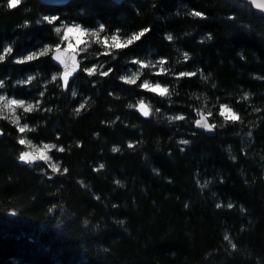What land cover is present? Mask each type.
<instances>
[{
    "label": "trees",
    "instance_id": "obj_1",
    "mask_svg": "<svg viewBox=\"0 0 264 264\" xmlns=\"http://www.w3.org/2000/svg\"><path fill=\"white\" fill-rule=\"evenodd\" d=\"M10 2L0 0V79L36 104L18 113L32 131L0 112V264H264V15L241 0ZM72 24L96 31V56L79 52L64 91L59 76L49 82L60 71L51 52L23 57L63 46L56 29ZM130 67L132 85L120 79ZM28 73L48 82L28 89ZM201 112L214 135L196 128ZM25 134L56 145L59 171L20 159Z\"/></svg>",
    "mask_w": 264,
    "mask_h": 264
},
{
    "label": "rangeland",
    "instance_id": "obj_2",
    "mask_svg": "<svg viewBox=\"0 0 264 264\" xmlns=\"http://www.w3.org/2000/svg\"><path fill=\"white\" fill-rule=\"evenodd\" d=\"M71 27L74 29V32L71 34H67V29ZM58 28L60 29V35H61V40L59 42V44H63L64 47H68L69 44H72V49H75L78 52H83V50H86V54L83 55L81 58L85 59V58H93L95 57V53H94V49L92 48V36L95 37L97 35L96 31L91 29V28H86L83 27L79 24H72V25H66V26H58ZM80 33H84L83 35H80ZM95 33V34H94ZM68 35V38L65 39V35ZM79 36V40L81 41L80 43H77V37ZM116 37V36H113ZM113 37L110 36H105L104 40L106 41H101L102 44H109L111 46H116V44H122L123 41L122 39H119L116 37L115 40H113ZM45 48L49 49L48 53L53 51V47L51 45H45L43 48H41L38 52H30L28 54H26L23 59H26V57L32 53H39L42 50H44ZM69 48V47H68ZM6 49V48H5ZM47 53V54H48ZM0 55H2V51H0ZM39 56V55H38ZM99 61H96L95 63H93L92 65L89 66V69L91 68H95L97 69H103L102 67L104 66L103 63L101 62L100 64L98 63ZM132 73H136L137 71L135 70V68L130 67L126 70V74L125 76H131ZM32 76L34 77V79H32L29 82V77ZM53 76L55 77H60V71L55 72L54 74H52L51 78L49 79V82L51 80H53ZM39 81V83L41 84H45L48 81L45 79H43L42 77H39V74H35V73H28L26 78H24L22 81H19V83H21L22 85H26L28 89L31 88V84L33 85L34 82ZM0 83H2V87H0V96L5 97L4 100L0 101V112L3 115H9L11 118L15 119V117H18V113H19V105H12L10 103L11 100H23L25 101V106H27V104H32L33 106H35V101L32 99H28L24 96H20L17 92L15 91H9V88L6 86V84L4 83V81L2 79H0ZM153 86L157 85V84H152L149 83ZM34 87V86H33ZM162 87V86H161ZM73 92H75L76 94L78 93V89L76 84L74 86H72ZM24 109V108H23ZM27 127L29 128L30 126H28V124H26ZM23 139L27 140V141H31L32 145L34 146L33 148H30L27 144H25L26 146V151L30 152L32 154L33 157H36V159H33L32 162L37 161L39 158V156L41 155L40 151H37V149L43 150V154L46 155L47 157H49L50 159H47L46 161L48 162L49 165L51 164H56L58 165L59 169H61V165L58 161H56L51 153H50V149H44V145H52L49 142L43 141L40 143H36L35 141H33L28 135H24Z\"/></svg>",
    "mask_w": 264,
    "mask_h": 264
},
{
    "label": "snow or ice",
    "instance_id": "obj_3",
    "mask_svg": "<svg viewBox=\"0 0 264 264\" xmlns=\"http://www.w3.org/2000/svg\"><path fill=\"white\" fill-rule=\"evenodd\" d=\"M21 2V0H11L10 2V6L11 7H16L19 3ZM253 2L255 3L256 7L257 8H262L264 9V0H253ZM193 15L195 16H202V13L200 12H194ZM103 29L101 28V31ZM57 32H60V29L57 28L56 29ZM149 31V30H144L142 32H140L139 34L137 35H134L131 39H129L128 41H126V44L127 45H131L133 43V41H138L140 40L143 36H145L146 32ZM74 32V29L69 27L67 29V34H71ZM65 35V39L68 38V35ZM84 33H80V35H83ZM95 34V33H94ZM116 37H113V40H115ZM169 40L172 39L171 36L168 37ZM81 41L79 40V36L77 37V43H80ZM69 48H72V44H69L68 45ZM116 47H122V45L120 44H116ZM49 49L45 48L44 50H42L41 52H39L38 54L37 53H32L30 55H28L26 57V60L27 61H32L33 59H35L38 55L39 56H45L47 55ZM57 55H55L53 57L54 60H57L59 61L63 66H64V73H63V79H64V83L65 85H67L68 83V77L71 73H74L76 72L77 68H76V58L75 56H67L65 57L64 54L60 53V50L59 48H57ZM12 52V49L9 47L7 49H5V53H10ZM188 58V54L185 53V59ZM4 60V55H0V62H2ZM20 63H23L24 61H19ZM163 63V61L161 62ZM86 71L88 72L89 75H92L93 73H95L96 69L95 68H91V69H86ZM163 71V69H162ZM103 75L107 76L108 75V72H103L102 73ZM181 75H194V73L192 74H181ZM56 77H53V80H55ZM139 79V76L135 73V78L132 79V78H125L124 81L127 83V84H135L136 81ZM2 83H0V87H2ZM143 88H146V89H150L152 91H155V92H158L160 95H168L169 92H168V89L166 87H161L159 84L153 86L151 84H149L147 81H145L142 85ZM74 94V92L72 93ZM41 95H43V93H41ZM247 98V97H245ZM5 97L3 96H0V101L4 100ZM10 103L12 105H19L20 107L24 108V111L25 112H31L33 110V105L32 104H27V106H25V101L23 100H11ZM84 105H81V108H83ZM130 107H132V105H130ZM223 108V111H222V115H225V118L226 119H229V120H237L238 119V116L232 112V110L230 108H228L227 105H224L222 106ZM139 110L142 112V114L144 116H148L150 114V109L148 108L147 105H145L142 101L140 102L139 104ZM79 111V109L77 110ZM175 119H183V117H175ZM14 123L17 124L18 126V130L23 133L25 132V130H28V131H32V129H29L27 127V125L25 124L23 127H20L19 124H20V118L19 117H15L14 119ZM198 125L200 126H203L205 128H208L209 130H211L214 125H210L208 124L207 122V118L206 117H202L200 120H198L196 122ZM19 143L21 145H24V144H27L30 148H33L34 146L32 145L31 141H27L25 139H21L19 141ZM182 143H187V141H182ZM131 147V145H130ZM50 148H56V145H44V149H50ZM60 151H63L64 149L63 148H60L59 149ZM37 151H40L41 152V155L38 157L39 159H44V160H47V159H50L49 157H47L46 155L43 154V150H40V149H37ZM114 151H118V149H114ZM20 159L22 161H25V162H28V163H31L33 161V159H36V157H33L32 154L30 152H24L21 154L20 156ZM50 167L54 170V171H59V167L58 165L56 164H51ZM103 167V165H101V168ZM64 171H67V169H65ZM219 207V205H218ZM229 207H231V205H229ZM225 239H227V237H225ZM233 247H235V245H233Z\"/></svg>",
    "mask_w": 264,
    "mask_h": 264
},
{
    "label": "water",
    "instance_id": "obj_4",
    "mask_svg": "<svg viewBox=\"0 0 264 264\" xmlns=\"http://www.w3.org/2000/svg\"><path fill=\"white\" fill-rule=\"evenodd\" d=\"M41 1H42L43 3H45V4L62 5V4L68 3L70 0H41ZM115 1H117V2H121V1H123V0H115ZM241 1H243L244 3L250 5L256 13H258V14H260V15H264V9H262V8H257L256 5H255V3L253 2V0H241ZM57 48H59L60 53L64 54L65 57H67V56H75V58H76V62H77V63H76V68H77V70H76V72L71 73V74L69 75L67 85H65V83H64V79H63L64 66H63L59 61L53 59V57H54L55 55H57V51H56ZM57 48H55V49L50 53V58H51L52 62H53L55 65H57V66L59 67V69H60V81H61V83H62V88H63V90L66 91V90L69 88V86H70L72 80H73V79L78 75V73L81 71L82 63H81V59H80V53H79L78 51H76L75 49L68 48V47H64V46H59V47H57ZM202 117H206V118H207V122H208V124H210V125H214V124L211 122V120L209 119V116H208L205 112H201V113L199 114L198 118H197L196 121H195V126H196V128H197L198 130H200V131L205 132V133L208 134V135H214V134L216 133V128H215V126H214L211 130H209L208 128H205V127H203V126H200V125H198V124L196 123V122H197L198 120H200ZM3 135H4V131H3V129H2V118L0 117V138L3 137Z\"/></svg>",
    "mask_w": 264,
    "mask_h": 264
},
{
    "label": "clouds",
    "instance_id": "obj_5",
    "mask_svg": "<svg viewBox=\"0 0 264 264\" xmlns=\"http://www.w3.org/2000/svg\"><path fill=\"white\" fill-rule=\"evenodd\" d=\"M168 37H169V36H168ZM168 37H167V38H168ZM53 77H55V76H53ZM125 78H132V79H134V78H135V73H132L131 76H122L120 79H121V80H124ZM32 79H34V77L30 76V77H29V82H30ZM75 95H76V93L74 92L73 96H75ZM129 107H130V105H129ZM113 150H114V149H113Z\"/></svg>",
    "mask_w": 264,
    "mask_h": 264
}]
</instances>
